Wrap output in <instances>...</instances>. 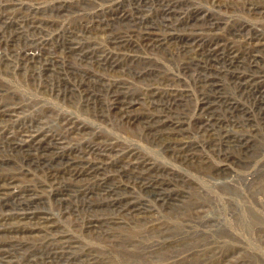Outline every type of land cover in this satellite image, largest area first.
I'll list each match as a JSON object with an SVG mask.
<instances>
[{"label": "rangeland", "instance_id": "obj_1", "mask_svg": "<svg viewBox=\"0 0 264 264\" xmlns=\"http://www.w3.org/2000/svg\"><path fill=\"white\" fill-rule=\"evenodd\" d=\"M0 264H264V0H0Z\"/></svg>", "mask_w": 264, "mask_h": 264}, {"label": "bare ground", "instance_id": "obj_2", "mask_svg": "<svg viewBox=\"0 0 264 264\" xmlns=\"http://www.w3.org/2000/svg\"><path fill=\"white\" fill-rule=\"evenodd\" d=\"M181 1V0H180ZM212 1V0H211ZM260 8V7H259ZM179 14V13H178ZM196 20V19H195ZM262 35V34H261ZM148 36V35H147ZM156 40V39H155ZM250 42V41H249ZM198 47V46H197Z\"/></svg>", "mask_w": 264, "mask_h": 264}]
</instances>
